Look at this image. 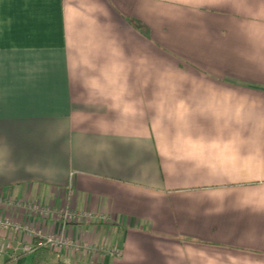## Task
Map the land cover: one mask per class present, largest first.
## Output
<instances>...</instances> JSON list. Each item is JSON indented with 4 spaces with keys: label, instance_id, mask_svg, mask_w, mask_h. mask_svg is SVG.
<instances>
[{
    "label": "crops",
    "instance_id": "crops-1",
    "mask_svg": "<svg viewBox=\"0 0 264 264\" xmlns=\"http://www.w3.org/2000/svg\"><path fill=\"white\" fill-rule=\"evenodd\" d=\"M0 49V211L117 252L0 264H264V0H0Z\"/></svg>",
    "mask_w": 264,
    "mask_h": 264
},
{
    "label": "built area",
    "instance_id": "built-area-1",
    "mask_svg": "<svg viewBox=\"0 0 264 264\" xmlns=\"http://www.w3.org/2000/svg\"><path fill=\"white\" fill-rule=\"evenodd\" d=\"M0 203H1V199H0ZM17 206H21L25 208L26 211L30 212L33 216L35 215L39 217H47V216L55 215L56 217H59L58 214L55 213L56 210H53L50 206L45 205L44 203L25 202L20 204L18 202ZM67 208L69 210L70 209L73 210L69 205H65L62 208V210H64V214H63L64 223H68L72 221V219L70 218L71 213H69L68 210H65ZM88 214L90 216V213ZM0 231L6 234L8 237L14 234L16 237L17 236L22 237L23 235H26V237L31 238V240L27 243H21L20 241H17L16 245H14L13 242H11V240L8 238H3V237L0 238V255H3L9 251H11L12 254H15L16 252H24V253L33 252L40 247L52 250L54 252H60L62 249L66 250L68 246H70L74 251H81V247H85L86 249H91L95 251V248H91L90 245L88 244H84V243L80 244L79 242L77 243L72 242L66 237L65 233L63 232L57 235L46 234L41 230V228H37L29 223L21 222L11 217L5 216L2 214L1 211H0ZM100 250H102L103 253L109 254L111 256L117 255V252L111 248L100 247Z\"/></svg>",
    "mask_w": 264,
    "mask_h": 264
},
{
    "label": "rangeland",
    "instance_id": "rangeland-1",
    "mask_svg": "<svg viewBox=\"0 0 264 264\" xmlns=\"http://www.w3.org/2000/svg\"><path fill=\"white\" fill-rule=\"evenodd\" d=\"M136 22V21H135ZM62 208L63 207H61V208H59V209H57L56 210V214H58V216L59 217H57L59 220H61V221H63V214H64V210H62ZM61 210V211H60ZM65 210H68V212L69 213H71V215H70V218L71 219H74V217H81L82 219H84V220H87V221H91V220H96V221H98V220H102V217L100 218V215H98V214H95V212H90L89 210H82V211H78V210H69L68 208L67 209H65ZM54 212V211H53ZM88 213H90V216H89V214ZM62 215V216H61ZM95 216V217H94ZM80 244H82V243H80ZM91 248H95V251H93V250H91V249H86L85 247H81V252L82 251H86V252H89V253H103V251L102 250H100V247H104L105 248V246H103V245H94V246H90ZM40 248H43V247H40ZM39 249V248H38ZM68 249H72L70 246H68V248H67V250ZM64 249H62L61 251H63ZM106 250V249H105ZM50 252H52V253H50V254H53V252L54 251H52V250H49ZM60 251V252H61ZM59 253V252H58ZM54 260H55V256H51V259L49 260V264H55V262H54ZM47 263V264H48Z\"/></svg>",
    "mask_w": 264,
    "mask_h": 264
},
{
    "label": "trees",
    "instance_id": "trees-1",
    "mask_svg": "<svg viewBox=\"0 0 264 264\" xmlns=\"http://www.w3.org/2000/svg\"><path fill=\"white\" fill-rule=\"evenodd\" d=\"M38 251L41 252V254L44 253L45 255L47 253H52V252L49 251V249H46V248H39ZM53 254H55V253H53ZM54 262H55V264H61L62 263L61 259H57V258H55ZM35 264H41V259L37 258L35 260Z\"/></svg>",
    "mask_w": 264,
    "mask_h": 264
},
{
    "label": "snow or ice",
    "instance_id": "snow-or-ice-1",
    "mask_svg": "<svg viewBox=\"0 0 264 264\" xmlns=\"http://www.w3.org/2000/svg\"><path fill=\"white\" fill-rule=\"evenodd\" d=\"M0 53H2V49H0Z\"/></svg>",
    "mask_w": 264,
    "mask_h": 264
}]
</instances>
